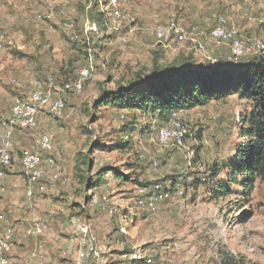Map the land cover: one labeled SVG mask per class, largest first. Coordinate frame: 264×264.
Masks as SVG:
<instances>
[{"label": "rangeland", "instance_id": "374dc122", "mask_svg": "<svg viewBox=\"0 0 264 264\" xmlns=\"http://www.w3.org/2000/svg\"><path fill=\"white\" fill-rule=\"evenodd\" d=\"M21 1L26 3L23 9L17 0L0 5V34L6 35L0 44V116L8 117L14 99L42 86L47 76L60 85L71 83L80 67L88 62L92 65L82 92L64 96L61 116L44 112L36 130L14 131L12 164L3 170V176L12 179L17 195L26 202L27 181L19 167L22 153L36 150L38 135H52L54 164L45 168L34 194L39 200V209L35 208L39 216H50L40 241L41 259H46L48 243H56V237L65 238L61 224L77 219L80 224L74 226V243L83 244L80 228L89 227L97 243L106 246L105 264H130L132 255L140 251L151 257L153 264H264V183L256 179L246 193L238 186L232 187L230 195L211 194L218 182L228 183L229 164L237 159L239 117L246 110L243 101L232 95L181 112L180 118L192 135L185 140L184 149L173 141L160 143L157 132L165 125L149 114L104 104L95 108L103 91L146 76L155 67L197 69L207 65L188 52L186 44L173 41L168 48L161 47L153 36L159 25L196 26L199 39L212 48L208 33L216 16L222 15L242 36L264 45V0H128L123 10L131 26L122 27L119 33H100L103 28L94 27L88 47L83 39L78 43L82 52L66 42L64 24L67 17L81 33L83 0H75V11L73 6L72 11L66 7V17L59 14V6L66 0ZM47 3H52V11L45 10ZM50 12L54 13L52 19L38 18ZM130 27H136L133 34H128ZM214 53L225 55L229 49H214ZM257 59L261 56L254 54L236 64ZM131 122H135V131L126 137L124 129ZM126 139L130 143L125 145ZM39 153L44 159L49 156ZM213 168H217L216 176ZM111 169L122 181L106 174L97 184V175ZM155 185L160 186L159 194L166 196L159 198L158 194L153 209L138 205V190L146 189V201ZM93 197H106L116 213L109 216L104 208L92 205ZM120 227L125 228V234ZM50 228L48 242L45 237ZM56 247L55 262L77 264L76 252L74 262L64 263L58 258L62 250L58 244ZM26 250L19 258L22 263L28 258Z\"/></svg>", "mask_w": 264, "mask_h": 264}, {"label": "built area", "instance_id": "2783aa9c", "mask_svg": "<svg viewBox=\"0 0 264 264\" xmlns=\"http://www.w3.org/2000/svg\"><path fill=\"white\" fill-rule=\"evenodd\" d=\"M84 9L81 22V33L77 32L75 23L68 20L66 17L68 11L66 7L72 8L76 4L75 0H66L63 5L59 6V14L66 17L65 39L68 44L81 41L89 45L91 35L95 33L94 27L99 26L100 33L106 31L107 33H119L122 27L131 26L128 14L123 10V5L128 0H83ZM69 4V5H67ZM71 4V5H70ZM73 6V7H71ZM46 8L52 11V3H47ZM74 7V11H75ZM53 12H50L46 17L38 16L39 19H52ZM95 15V18H92ZM102 30V31H101ZM136 27H130L128 34H133ZM153 36L161 47L168 48L171 42L176 41L178 44L188 45V52L194 56H200L204 62L210 66H218L224 63H236L238 60L259 54L264 59V45L255 38L242 36L239 29L230 23L226 17L222 15L216 16L215 23L208 33V38L212 43V48H208L198 36V28L196 26L183 27L176 23H168L155 27ZM5 33L0 34V44L5 41ZM227 47L229 53L225 55H217L214 49H221ZM87 57L91 59L87 52ZM92 75V65L88 64L80 67L77 70V76L71 83L58 84L53 76H47L45 82L39 88L31 91L27 95L17 97L14 99L8 117L0 116V177L3 176V170L10 168L12 164V141L15 130L19 131H34L38 126V117L40 114L46 112L49 115L61 116L64 111V96L68 93L79 94L82 92L84 84L90 79ZM181 112L173 111L169 116L168 123L161 127L157 132V140L166 144L173 141L180 149H184V142L192 135L186 130V124L180 118ZM36 150H26L22 153L20 160L21 173L27 181L25 193L28 198H33L35 194L34 186L36 182L43 178L45 168L54 164V159L50 156L54 150L53 138L50 134H40L36 138ZM39 151H43L49 156L44 159ZM1 191V187H0ZM146 189L138 190V205L146 206L153 209L155 200L160 193V186L155 185L152 188V195L147 197L146 201L143 199L146 196ZM182 192H180L181 194ZM160 195V194H159ZM164 195H160L162 198ZM106 197H93L91 199L92 205L104 208L109 216L116 213V209L107 205ZM4 216L0 214V264H10L9 254L11 252L13 241L16 235L14 226L3 225ZM70 226L79 225V220L72 219ZM48 229V224L41 221H32L25 230L28 238L34 240V247L30 252V258L43 264L41 259L42 245L39 239ZM81 234L84 237L82 245L72 242L67 246L68 251L75 250L77 255V264H86L94 261V264H105V250L106 246L97 243L95 237L91 234L89 227L84 226L80 228ZM119 231L125 234V228L120 227ZM175 246V245H173ZM171 248V246H169ZM130 264H153V259L149 256L143 255L142 252H136L132 255Z\"/></svg>", "mask_w": 264, "mask_h": 264}, {"label": "trees", "instance_id": "16d2710c", "mask_svg": "<svg viewBox=\"0 0 264 264\" xmlns=\"http://www.w3.org/2000/svg\"><path fill=\"white\" fill-rule=\"evenodd\" d=\"M78 43L80 41L73 43L74 50L82 52ZM228 64L220 67L207 64L197 69L155 67L146 76H136L113 91H103L95 108L104 104L122 111H138L166 125L173 111L185 112L232 95L238 97L246 104V110L239 117L237 159L229 164L228 183L218 182L211 194L214 193L215 197L230 195L232 187L238 186L246 193L256 179L264 183V59L244 65ZM134 123L126 125V137L135 131ZM124 143L129 144L130 141L126 139ZM216 169H212L214 176L218 174ZM106 174L119 181L123 179L115 169H111L97 175V184H101V178ZM201 181L205 182V179Z\"/></svg>", "mask_w": 264, "mask_h": 264}, {"label": "crops", "instance_id": "0c3cea01", "mask_svg": "<svg viewBox=\"0 0 264 264\" xmlns=\"http://www.w3.org/2000/svg\"><path fill=\"white\" fill-rule=\"evenodd\" d=\"M13 1L14 0H1L0 5L6 3L11 4ZM25 4H26L25 1L17 0V5L21 9L25 8ZM45 10L48 9L45 7ZM20 172H21V168H20ZM0 180L2 182L1 185L4 183L3 189L0 191V199H1L0 214L4 216L3 225L14 226L16 232L13 241V246L8 257L10 264H32V263L39 264L37 261H34L30 258V252L34 247V240L26 236L25 230L32 221H41L50 225V220H48L50 216L49 215L45 217L43 215L39 216L38 210L35 209L36 207H38V204L36 202L39 201L36 196H34L33 198H28V197L26 198L25 196V199H27V201L22 202L20 197L17 195L18 193V191L16 190L17 185L12 184V179L9 180L6 176H2L0 177ZM37 188L38 186L37 184H35L34 189L36 190ZM40 218L44 220L42 221ZM61 230L65 237L63 238L64 240L61 239V237H56L55 238L56 243L54 242H53L54 244L48 243V250L45 252L46 259L42 260L44 261L43 264H45L46 260H49V262L53 264H59L58 262H55V260L57 259V256H55V252L57 250L56 247L57 244H58V249L60 248L62 250V253L60 254L61 256L58 258L65 260L64 263L74 262L75 251L68 252L67 246L70 245L72 242H77L75 238L77 229H74V227H71L69 224H67L66 221H64L61 224ZM51 235H52V228H50V230L47 232L45 240L47 239V241L49 242L48 239H50ZM41 240L42 239L40 238L39 241ZM26 248L28 250V258L22 263V259L19 258L23 257ZM46 264H48L47 261Z\"/></svg>", "mask_w": 264, "mask_h": 264}, {"label": "water", "instance_id": "95a60500", "mask_svg": "<svg viewBox=\"0 0 264 264\" xmlns=\"http://www.w3.org/2000/svg\"><path fill=\"white\" fill-rule=\"evenodd\" d=\"M224 65H226V64H221V65H218V66H211V67H220V66H224Z\"/></svg>", "mask_w": 264, "mask_h": 264}]
</instances>
